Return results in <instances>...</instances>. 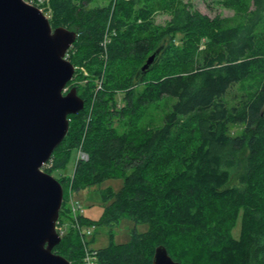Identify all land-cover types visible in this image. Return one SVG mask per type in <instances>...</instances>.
<instances>
[{
    "label": "trees",
    "instance_id": "16d2710c",
    "mask_svg": "<svg viewBox=\"0 0 264 264\" xmlns=\"http://www.w3.org/2000/svg\"><path fill=\"white\" fill-rule=\"evenodd\" d=\"M92 1H48L53 29L78 34L67 59L91 74L86 86L94 105L89 110L73 80L68 84L85 109L70 117L69 133L44 171L66 168L81 148L86 159L76 163L73 191L112 179L123 185L101 191L98 223L80 216L79 225L113 228L124 219L149 225L144 233L133 230L127 243L97 249L98 263L152 264L164 246L180 264H264V0H252V9L247 0H232L243 9L236 25L190 1L90 7ZM158 13L170 16L165 26L155 24ZM162 45L157 62L137 79ZM248 80L255 83L250 92H235ZM165 99L175 102L162 124L140 127L145 109ZM234 126L245 133L236 135ZM242 161L245 170L232 184ZM66 178L58 180L63 185ZM73 231L63 232L54 252L79 264L84 248Z\"/></svg>",
    "mask_w": 264,
    "mask_h": 264
},
{
    "label": "water",
    "instance_id": "95a60500",
    "mask_svg": "<svg viewBox=\"0 0 264 264\" xmlns=\"http://www.w3.org/2000/svg\"><path fill=\"white\" fill-rule=\"evenodd\" d=\"M78 34L53 29L27 0H0V264H73L54 252L64 188L44 171L85 109L76 66L67 59ZM164 45L141 66L157 62ZM152 264H180L159 246Z\"/></svg>",
    "mask_w": 264,
    "mask_h": 264
},
{
    "label": "rangeland",
    "instance_id": "374dc122",
    "mask_svg": "<svg viewBox=\"0 0 264 264\" xmlns=\"http://www.w3.org/2000/svg\"><path fill=\"white\" fill-rule=\"evenodd\" d=\"M186 2L190 1L194 8L202 12L203 14L208 15L210 18H221L222 20H227L229 25H236L241 22L243 16V9L240 4L233 3L232 0H184ZM109 3V0H94L89 6L97 7V6H105ZM247 4L249 7H252V0H247ZM35 6L41 8L44 14L49 18H52L51 12L48 10V2H43L40 5L34 4ZM170 20V16L164 13H158L155 16V24L158 26H165L167 22ZM181 45V43H177ZM91 78V74L88 73L84 69L77 68L75 77L73 79V85L77 86L79 89V95L83 98L87 99V106L90 110L93 105V99L89 93V87L86 86L87 82ZM89 85V84H88ZM99 88L101 87L100 83H98ZM82 86V87H81ZM255 86L254 80H248L244 84H241L235 88V92L239 95L242 93L250 92L252 88ZM91 88V87H90ZM139 90L144 89V85L138 86ZM68 89H71L68 88ZM175 102V100L171 101L169 99H165L161 101L159 104L149 105L145 111L142 113L140 118V127L145 126H160L163 122V119L166 113L169 111L171 103ZM122 125L118 123L117 128L119 131L122 130ZM232 131L236 135H242L245 133V128L243 126H234L232 127ZM80 153H82V149H76L71 152L70 159L66 165V168L55 171L52 174L56 179H60L61 177H67L66 182L63 184L65 190V197L61 211V221L59 223L58 228L63 230L64 232H68L70 227L74 229V234L79 233L82 238L83 248H92L99 249L104 248L110 245L113 241L115 244H122L131 241V236L133 230H137L139 233H144L148 231L149 225L143 223H135L130 219H124L120 223H118L113 228L107 227H95V229L91 230L88 233L92 226H80L79 218L83 216L86 220L94 223H98L104 213V204L102 201L101 191L111 188L114 191H119L123 185L122 180H108L104 182L102 185L87 188L80 191H73L71 187L74 170L76 167V163L79 160ZM245 170L244 161H242V165L238 174L234 177L232 184H237L238 177ZM77 230V231H76ZM241 231V224L238 222V225L233 231V235L235 237H239ZM113 238V239H112ZM81 263V262H80ZM79 263V264H80Z\"/></svg>",
    "mask_w": 264,
    "mask_h": 264
},
{
    "label": "built area",
    "instance_id": "2783aa9c",
    "mask_svg": "<svg viewBox=\"0 0 264 264\" xmlns=\"http://www.w3.org/2000/svg\"><path fill=\"white\" fill-rule=\"evenodd\" d=\"M49 0H27L28 3L34 5V4H38L40 5L43 2H48ZM42 10V9H41ZM43 11V10H42ZM79 159H86V155L82 152L80 153V157ZM83 228V227H82ZM95 229V226H92L90 231L88 233L91 232V230ZM58 230H60L58 228ZM63 230H61V232H59L61 235L63 234ZM80 264H99L98 263V259H97V249H92V248H85L84 251V256H83V260Z\"/></svg>",
    "mask_w": 264,
    "mask_h": 264
}]
</instances>
